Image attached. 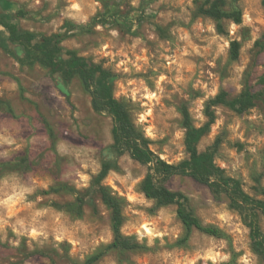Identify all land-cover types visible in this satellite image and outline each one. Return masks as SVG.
<instances>
[{
	"label": "rangeland",
	"instance_id": "1",
	"mask_svg": "<svg viewBox=\"0 0 264 264\" xmlns=\"http://www.w3.org/2000/svg\"><path fill=\"white\" fill-rule=\"evenodd\" d=\"M261 0H225L242 21H225L226 34L199 10L203 0H0V15L21 30L60 33L61 45L111 72L113 95L128 106L149 147L167 162L187 157L180 106L194 125L205 121L204 103L219 90L237 95L248 83L255 104L238 114L214 107L216 119L199 140L220 143L214 162L243 189L264 199V10ZM7 32L0 25V38ZM231 39L240 43L228 58ZM21 47H0V264H74L104 251L113 233L109 209L91 185L104 159L116 160L102 183L119 198L121 233L134 250L109 249L92 264H263L249 230L225 195L186 175L166 185L183 192L204 225L220 237L184 226L174 204L156 207L141 191L147 166L111 149V117L95 112L78 78L66 81L40 64L18 61ZM68 184L92 200L77 215L65 206ZM89 200V201H91ZM88 201V200H87ZM258 224L264 232V216Z\"/></svg>",
	"mask_w": 264,
	"mask_h": 264
},
{
	"label": "trees",
	"instance_id": "2",
	"mask_svg": "<svg viewBox=\"0 0 264 264\" xmlns=\"http://www.w3.org/2000/svg\"><path fill=\"white\" fill-rule=\"evenodd\" d=\"M225 0H203L199 10L215 22L217 33L226 34L224 22L230 21L239 24L242 21V10L235 5L229 9L224 8ZM264 10V0L260 1ZM0 25L7 32L5 40L0 38V47L9 49V44L21 47L22 56L18 61L22 64H40L50 73H59L66 81L78 78L89 93L90 105L95 112L107 113L112 120L111 149L115 157L128 153L131 158L147 166V173L140 183L144 195L154 200L156 207L174 204L176 214L184 226L182 240L189 238L193 229H198L209 235L220 237L221 229L212 225H204L195 216L188 205V197L181 191L172 190L166 182L174 175H186L206 185L214 197L225 195L229 206L237 210L243 223L248 227L250 246L264 264V232L258 224L259 214L264 216V199H258L247 193L239 179L227 175L216 165L214 155L220 143L217 137L204 150H199V140L209 131L216 119L214 107L221 104L230 110L241 114L255 104L257 94L245 83L240 92L229 96L226 91L219 90L213 97L204 103L203 113L205 121L194 125L187 105L180 106L182 125L184 127L183 144L187 157L176 163L167 162L150 149V139L135 124L130 110L125 102L113 95V88L109 69L101 64L88 63L74 49H65L61 45L63 35L60 33L50 35L36 34L30 30H21L16 24L8 22L0 15ZM240 43L231 39L228 45V58L236 60L239 56ZM117 167L116 160L104 159L100 169L92 177L91 185L98 194L100 201L109 209L113 238L105 247L109 249L134 250L140 248L138 241L121 233L123 222L121 202L113 195L102 181L111 169ZM54 191H65L73 194L74 200L65 204L54 203L56 206H65L67 210L81 215L84 205L91 203L83 192L74 186L61 184L53 187ZM264 196V189H261ZM88 200V201H87ZM91 200V201H89ZM95 253L83 262L74 264H92L103 252Z\"/></svg>",
	"mask_w": 264,
	"mask_h": 264
}]
</instances>
